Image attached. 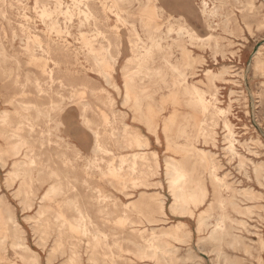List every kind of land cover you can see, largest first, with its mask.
Segmentation results:
<instances>
[{"label":"rangeland","instance_id":"1","mask_svg":"<svg viewBox=\"0 0 264 264\" xmlns=\"http://www.w3.org/2000/svg\"><path fill=\"white\" fill-rule=\"evenodd\" d=\"M85 1L96 15V19L91 18L87 23H81L78 6L73 0L0 1V10L5 11L3 15L0 14V43L7 55L13 56L4 62V68L0 69V97L16 93L20 101H25L29 103L28 105L42 103L44 109L49 108L54 102L62 101L60 109H50L52 121L47 122L44 118V130H47L48 126L54 127L58 124L51 130V141L44 145V164L58 168L63 175L68 173L67 168L59 160L61 154L73 160L76 168L72 171L75 173L74 181L80 200L89 209L97 228L106 235V245L96 248L93 255L95 262H93L89 259L91 251L87 248L90 234L86 235L75 230L74 240L78 243L80 264H166L165 262L167 264H264V247L258 243L259 238L264 240V0H205L209 8L218 7L217 14L209 20L202 13L201 0ZM42 7L48 9L49 15L44 17L40 15ZM112 10H118L123 15L125 24L117 22ZM65 11L72 12V17H65ZM150 12L155 15H150ZM50 22L54 23L52 29ZM169 24H172L173 28L183 24L202 38L209 34L213 35V39L193 43H189L185 33L182 35L183 40L177 43L170 39L169 42H173L170 60L183 65L186 73L184 84L203 91L206 98L210 99V94L216 87L217 105L228 109L225 116L201 112L191 102V97L182 94L181 86L166 87L156 75H153V79L144 81V84L149 86L150 96L136 100L133 94L128 101L124 99L122 68L128 65L127 59L130 60L138 54L131 51L129 40L140 37L148 43L149 35L164 34ZM116 26H119L118 30L122 36V50L110 78H106L98 73L92 66V61L83 55L82 39L97 38L106 43V38H109L113 42V31ZM24 28L29 30V36L21 30ZM133 28L137 35L132 33ZM170 35L175 37L176 30ZM49 40L67 43L71 53H80L79 60L65 62L54 52H44L43 58L42 49L37 42L40 41V45L45 46ZM30 49L36 57H39L38 61L29 57ZM111 50L112 53L116 51L114 48ZM14 58L19 61V70H14L16 66ZM43 60L46 67L51 69L53 79H49L46 72L43 79L37 66ZM152 60L151 67L154 71L163 66L159 52H153ZM11 68L12 73L9 74ZM207 70L212 72L213 80H210ZM163 71L167 81L171 82L173 79L171 70L163 68ZM15 73L18 74L20 81L25 80V75L29 78L39 77L43 90L37 92L31 81L25 82L24 85L15 84L12 80ZM20 90L25 91L24 95H20ZM258 99H261L260 102ZM81 102L89 104L86 117L90 121V127L82 123ZM8 106L0 100V112L2 109L10 108ZM138 106L156 125L157 135L149 132L138 120L134 113ZM67 110L73 113L72 117L67 116ZM224 117H227L233 126L235 138L238 140L235 143L237 154H232L226 149ZM184 124H187L185 135L179 136V127ZM124 126L148 138L149 145L142 149L147 151L151 165H153L152 153L156 152L157 173L153 175L148 173L145 177L149 184H152L151 186L133 187L132 181L126 179L124 180L126 186L123 189L120 179L113 174L110 176L111 173L107 171L109 166L118 164L120 154L130 155L133 151L141 150L137 147H122L121 136H117L118 143L114 142L110 133L121 135ZM95 129L100 133L103 149L94 147L93 130ZM187 143L208 152L205 160L197 167L194 174L196 179L202 180L211 190L205 164H207L206 160L215 157L214 161L218 164L216 175L224 184L228 183L220 191L224 199H227L223 207L216 206L212 210L211 217L204 221L199 231L197 215L207 207L209 201L198 206L190 203L187 211H192V215L187 211L183 214L169 210L173 196L165 175V163L166 160H174L185 165L191 164L194 161L193 156L181 150ZM247 159H250L249 162ZM94 160L96 163H92ZM88 161H91L90 168L85 170L84 166ZM10 163L11 158L4 167L0 165V197L6 198L9 202L10 211L21 228L26 244L38 256L39 264H69L67 252L62 254L61 250L54 249L56 227L51 226L50 229L45 230L49 232L46 233L44 227H38L35 222L44 219V213L39 214V200L47 184L39 186L36 182L35 187L39 186L37 191L39 198L33 201L30 209L22 208L19 200L13 195L15 189L5 185L4 175L9 171ZM64 186L67 188L66 184ZM96 189H100L106 196L107 207L103 213L96 211V206L91 200L96 195ZM142 193H146L145 198H141ZM152 195L159 197L154 200L149 199ZM62 196H57V199L61 200ZM159 198L165 202L164 216L155 205ZM40 204L55 208L53 200H42ZM61 210L67 219H72V213L66 206ZM54 212L53 209L49 213L50 220H54ZM221 213L225 216L224 224L229 234L217 246L206 238L210 232V224ZM125 216H129L134 223L125 222ZM179 221L184 222L186 226L177 232L175 224ZM64 229L67 230L64 234L65 238H68L71 235L68 232L70 230L68 227ZM202 237L205 239L203 240ZM11 241L9 234L1 230L0 264H26L20 258L18 250L11 247ZM157 248L162 249L159 251ZM103 252L107 254L103 255ZM148 252L150 256L140 254Z\"/></svg>","mask_w":264,"mask_h":264},{"label":"bare ground","instance_id":"2","mask_svg":"<svg viewBox=\"0 0 264 264\" xmlns=\"http://www.w3.org/2000/svg\"><path fill=\"white\" fill-rule=\"evenodd\" d=\"M0 1H2V0H0ZM113 1H116V0H113ZM73 2L76 4V6H78V14H80L81 20H82L81 23H87L91 18L96 19V15L92 12L90 6L88 5V3L85 0H73ZM8 4H9V6H11L10 3H8ZM201 9H202L203 15L206 18H208V20H209V18H213L217 14L218 7L214 6V7L209 8V6H207V4H206V1L201 0ZM153 11H155V10H153ZM143 12H146V14L148 13L147 11H143ZM4 13H5V11L3 9H1L0 14L3 15ZM112 13L115 16L118 23L125 24L124 17L118 10H112ZM150 13L149 14L152 16L155 15V14H152V12H150ZM149 14H148V16H149ZM40 15L42 17H44V15H49L48 9L42 7ZM64 15L67 18H71L73 13L70 11H65ZM152 16H151V18H153ZM49 25H50L51 29L54 28V23L50 22ZM145 26H146V24H145ZM210 27L213 28V26H210ZM118 29H119V26H116L114 31H113V35H114V41L113 42L109 38H106V43H103L101 40H99L97 38L90 39L88 37H85L84 39H82L83 40V49H84V51L82 52L83 55L86 58H88L89 60H91L92 66L94 67V69L98 73L103 75V77H106V78H110L111 71H112L115 63L117 62V59H118V57L121 53V50H122V36H121V33ZM21 30H24L23 32L26 33L27 36H29L28 35L29 30L28 29L24 28ZM174 30H176V36L171 37L170 33L173 32ZM132 33L134 35H137L134 28L132 29ZM184 33L187 35L189 43H193L194 41H205V40L213 39L212 34H209V35H207V37L202 38V37L196 35L193 30H189L183 24H178V28H173V25L169 24L167 26V30L164 34H162V35L161 34L149 35L148 40L150 42H148V43L143 41V39H141L140 37H137L134 40H129V42L131 44V46H130L131 51L138 52V54L134 55V57L130 60L127 59L128 65H125L122 68V71H123L122 75H123L124 89H125L124 90V99L126 101H128L133 94H134V98L136 100H139L140 98H142L144 96H150L149 86L145 85L144 81L146 79H148V80L153 79V75H156L157 77H159L160 82H162L166 87L177 86L178 88H180V86H181L182 94L188 95L189 97H191L190 98L191 102L194 103V106L197 109H199L201 112H209L212 114H219V115L222 114L225 116L228 113V109L221 108L220 106L217 105L216 87H215V91L210 94V99L206 98L205 93L203 91H199L195 87H189L187 84H184L185 78H186V73H185V69H183V67H182L183 65L180 63H177V62L174 63L170 60V50H171L173 42L177 43V42L183 40L182 35H184ZM56 34H58V32ZM170 39H172L173 42L171 41V43H170L169 42ZM35 40H36V38H35ZM37 43H38V46L42 49V52H43L42 57L43 58H44V52H46V53H51V52L53 53L54 52L55 55L63 58L65 62H70V61L77 62L79 60L78 55H80V53H78V52L71 53L70 52L71 50H70L67 43H62V42L57 43V42L50 41V40L46 42L45 46L40 45V41H38ZM215 45L217 46V44H215ZM182 47L184 48L183 45H182ZM112 48H114L116 50L115 53H112V50H111ZM29 51H30L29 57L35 58L38 61L39 57H36V55L33 53V50L30 49ZM154 51H157L160 53V58L163 61V66L155 69V71L153 70V67H151V64L153 63L152 54ZM11 57H13V56L12 55L8 56L3 45L0 43V69L4 68L3 63ZM188 58H189V56H188ZM37 61H35V62H37ZM14 62L16 65L14 67V70H19L18 59L14 58ZM37 66L40 68V73L42 74L43 79H44V72H46V75L49 79H53V73H52L51 69H48L46 67V63H44V60ZM163 68H167V69L171 70V73L173 74V79H171V82L167 81L166 74L164 73ZM223 68H224V65H223L222 69ZM222 69L220 71H222ZM11 70H12V68L9 70V72H8L9 74L12 73ZM206 73H207V75H209L210 80L211 79L213 80L214 77L212 76L213 75L212 72H210V70H207ZM224 73H227V72H224ZM12 80L14 81L15 84L18 83L19 85H24L25 82L31 81V83H34V88H36L37 92L43 90L42 85L40 83L41 80L39 77L29 78L27 75H25V80L20 81V80H18V74L15 73ZM61 85L64 86L65 84L61 83ZM259 89H261V88H259ZM24 92H25L24 90H20V95H24ZM167 98H168V96H167ZM0 100L2 102L7 103L9 105L8 107H10L8 109H2L0 112V165L2 167H4V165L8 161V159L11 158V163H10L11 167H10L9 171H7V173L4 175L5 185L8 188H14L15 189L13 195L19 200V202L23 206L22 208L30 209L31 206L33 205V201H35L39 198L37 195V191L39 189V186L46 183L47 185L44 188V194L42 195V197L39 200V214L41 215L44 213V219H40L39 221H35L37 223L38 227L39 226L44 227V232H46V233H49V232L45 231V230L50 229L51 226L56 227V229L54 230L57 233L55 236L54 249L55 250H61L62 254L67 252V260H68L69 264H80V256H79V252L77 250L78 243H76V241L74 240L75 230H79L83 234H86V235L90 234V241L88 242L89 245H87V248L91 251V255H90L89 259L91 261L95 262V259L93 257L94 252L96 251L97 247H100L101 245H106V243H105L106 235L104 234L103 231H101L100 229L97 228V225H96L95 221L92 219V216L89 212V209L80 200V194L78 193L76 182L74 181L75 173L72 171V170H74V168H76V165L73 164L72 159L67 158L66 156H64V154H61V158L59 160L67 168L66 171L68 174L62 175L58 168H54L50 164H44V157H43L44 156V145L48 144L51 141V139H50L51 130H52V128L55 129L56 126L58 125V124H56V126H54V127L48 126L47 130H44V118H46L47 122L52 121L53 118H52L50 109H55V108L60 109L62 101L59 103L54 102L49 106V108L44 109L42 103H34V104L31 103V105H28L29 103H27L25 101H20L17 98L16 93L13 95L12 94H6V95L0 97ZM260 100H259V102H260ZM174 101H176V100H174ZM167 103H168V101L166 100V104ZM80 104H81L80 116L82 118V123H84L86 126L90 127L89 126L90 121L86 117V111L89 109V104L87 102H81ZM134 113L138 117V120H140L146 126V128L149 132H152L153 134L157 135L156 125L153 123L152 120H150L144 114V112L139 108V106L134 110ZM66 114L69 117L73 116V113L69 110L66 111ZM103 119H104V117H103ZM223 125H224V128L226 130V135H225V140L227 141L226 149L229 152H231L232 154H237L236 149H235V143H237L238 140L235 138L233 126L231 125V123L229 122L227 117H224ZM186 127H187V124L181 125L179 127V134H178L179 136L185 135ZM93 132H94V136H95L94 147L96 149H103L104 146H103V143L100 139L99 131H97L95 129V130H93ZM110 136L112 138H114L115 143L119 142V139H117V136H121L122 139H121L120 144L122 145V147H125V148H135V147L141 148V150L133 151L130 155L120 154V156L118 157V164L109 166L107 169V171H109V173H111L110 176L113 174L115 177L119 178L121 181L120 184L122 185L123 189L126 186L124 183V180H126V179L132 181L133 187H136L139 185H143V187L151 186L152 184H149V182L146 180L145 177H146V174H148V173H150L152 175L154 173H157L158 160L156 158V152L153 151L152 157H151V159H153V165H151L149 163L150 157H148L147 151L142 149V148L147 147L149 145L148 138H146L145 135H143L142 133H140L138 131L130 130L129 128H127V126L123 127V133L121 135H117V133L111 132ZM156 139H158V137H156ZM1 140H3V142ZM177 141H178V138H177ZM251 142H253V141L251 140ZM246 147H248V145ZM181 150L186 152V153L191 154L193 156L194 161L189 165H185V164H182L178 161L166 160L165 175L167 177V182H168L170 193L173 196V201L169 205V210L173 213L180 212V213L184 214V213L188 212L187 206L190 203L194 204L195 206H198L201 204H205V203H207V201H209L207 207L203 211L199 212L197 215V230L199 231V230H201L202 225L204 224V221L211 217L212 210L216 206H218L220 208L223 207V204H224L225 200H227V199H224V197L221 195L220 191H221V188L224 187L228 183L225 182L226 184H224L222 182V179L216 175V169L218 167V164L214 161L215 157L212 159L211 155L208 154L209 158H211V159L207 158L208 160H206L207 164H205V167L207 169L208 176L210 179L209 181H210L211 190H209L208 186L202 180L196 179L194 177V174L197 170L198 165L200 163H202L203 160H205L208 152H206L204 149L196 148V147L192 146L190 143L185 144L184 147L181 148ZM227 150H225V151H227ZM96 151H98V150H96ZM255 151H257V150H255ZM255 151H253V152H255ZM213 155H212V157H213ZM254 156H255V154H254ZM249 160L250 159H247L248 162H249ZM218 161L219 160H217V162ZM228 162H229V160H228ZM92 163H96V160L92 161ZM259 163H257V164H259ZM90 164H91V161H88L87 164L84 166L85 170L90 168ZM110 164H112V163H110ZM261 164H262V162H261ZM245 165L247 166V164H245ZM96 167H97V165H96ZM239 167H241V166H239ZM258 167H259V165H258ZM225 175H226V173H225ZM63 178H65V179L63 180ZM36 182L39 183L38 187H35ZM65 184H66L67 188H65V186H64ZM246 192H248V190H246ZM249 192H250V190H249ZM127 194H131V193H127ZM145 194L142 193L141 198H145L146 197ZM59 195H63L61 197V200L57 199V196H59ZM158 195H160V194H158ZM105 197L106 196L102 194L100 189H96V195H95V197H93L94 199H91L94 202V205L96 206V211L99 213H103L106 210L107 203H105L106 202ZM158 197H155V195H152V196H149V199L154 200V198H158ZM42 200H53L55 202V208L56 209L53 208V206H51V205H44V206L41 205L40 201H42ZM129 203H131V202H129ZM155 205H156L157 209L159 210V212L161 213V215H163V214L165 215V211H164L165 202L163 201V199L159 198L158 201L155 203ZM232 205L234 206L235 204L232 202ZM63 206H66L71 211L72 219H67V216L63 215V211L61 210L63 208ZM133 206H134V204H133ZM53 209L55 211L54 215H53L54 220L53 219L50 220L49 219V213L51 211H53ZM152 211H154L153 206H152ZM188 213H190V215H192L193 212L189 211ZM124 221L125 222L128 221V223H130V224L134 223L133 220L129 219V216H125ZM240 221H242V220H240ZM120 222H122V221H120ZM125 222H124V224H126ZM164 222L165 221H163V223ZM224 222H225V216L221 213L215 219V221L210 224L211 225L210 232H209L206 239L209 240L210 242L216 243L217 246L226 237V235L229 234V232L227 231V229L225 227ZM154 223H156V222H154ZM238 223H240V222H238ZM120 225H121V223H120ZM184 226H186V224L182 221H179L177 224H175V231L178 232ZM206 226L207 225H205V229H206ZM65 227L66 228L68 227V229L70 230L68 232H70L69 234H71V235H69L68 238H65V235H64L65 232L67 231L66 229H64ZM90 227H92L93 229H90ZM0 229L2 231H4V233L9 234V236L12 239V241H11L12 246L11 247L18 250V254H19L20 258L23 261H25L26 264H39L38 256L34 252H32V250L26 244L25 238L22 235L21 228L19 227V224L17 223L12 211H10L9 202L4 197H0ZM34 229L36 230V228H34ZM46 233H44V235ZM175 233H173V234H175ZM161 234H163V233H161ZM171 235H169V236L171 237ZM39 238H41V237H39ZM172 238H174V236ZM202 239H203V237H202ZM172 240H174V239H172ZM40 241H42V239ZM178 241H176V242H178ZM198 241H201V240H198ZM37 243H39V242H37ZM237 243H238V245H240L239 242H237ZM258 243L260 244L261 247H264V240L263 239L259 238ZM65 244H66L67 248H66ZM158 245H159V243H158ZM158 245H156V246L158 247ZM162 245L163 244H161V247H162ZM202 248H203V246H202ZM161 249L162 248H159L158 250L161 251ZM164 250L162 252H164ZM86 251H87V249H86ZM165 252H168V251H165ZM247 252H249V251L247 250ZM148 253H149V255H148ZM148 253H140V254H143V255L147 254L146 256H150V252H148ZM169 253H171V252H169ZM188 253H190V252H188ZM106 254L107 253L103 252V255H106ZM48 255H49V253H48ZM151 255H152V251H151ZM110 256H111V254H110ZM191 257H193L192 254H191ZM187 258H184V259H187ZM168 261H169V259H168ZM182 262H183V260H182ZM165 263L167 264V262H165Z\"/></svg>","mask_w":264,"mask_h":264}]
</instances>
